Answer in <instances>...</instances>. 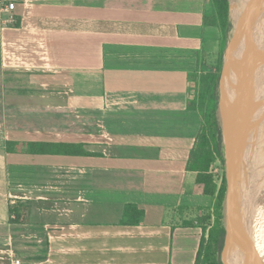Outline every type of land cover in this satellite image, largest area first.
<instances>
[{
	"label": "crops",
	"instance_id": "crops-1",
	"mask_svg": "<svg viewBox=\"0 0 264 264\" xmlns=\"http://www.w3.org/2000/svg\"><path fill=\"white\" fill-rule=\"evenodd\" d=\"M13 1L0 69L23 75H1V95L22 77L44 92L31 95L37 123L0 122V246L34 241L32 264H196L214 198L187 168L202 126L187 106L189 75L222 50L203 23L210 0ZM70 112L55 130L54 114ZM7 142L91 156L7 153ZM20 206L25 220L11 224ZM126 206L144 213L138 224L121 223Z\"/></svg>",
	"mask_w": 264,
	"mask_h": 264
},
{
	"label": "trees",
	"instance_id": "trees-1",
	"mask_svg": "<svg viewBox=\"0 0 264 264\" xmlns=\"http://www.w3.org/2000/svg\"><path fill=\"white\" fill-rule=\"evenodd\" d=\"M16 1L21 2L22 0ZM210 3L211 11L204 16L203 23L206 26L218 28L221 36L222 50L214 70L209 69L208 71H199V73L189 75V82H193L197 87V95L188 102L187 106L189 110L197 111L202 119V126L196 144L190 152L187 168L189 171L197 172L199 193L214 198L211 210L199 222L203 235L196 257V264H222L220 254L225 236L223 204L226 193V180L223 177L218 186L214 181L213 175L210 173V168L212 163L221 158V129L217 116V88L222 65L221 57L226 41L228 16L230 30L231 9L229 10L228 0H210ZM14 26L17 28L19 23ZM200 67L201 64L199 65ZM5 146L7 153L91 156V153L85 152L82 146L68 144L27 142L20 145L14 142H7ZM28 210V206L21 207V210L16 208L10 209V214L14 216V219H11L10 223L18 224L19 222H23L25 220V213ZM143 215L144 213L137 211L135 207L126 206L121 223L128 225L138 224ZM209 223L211 225L206 228Z\"/></svg>",
	"mask_w": 264,
	"mask_h": 264
},
{
	"label": "bare ground",
	"instance_id": "bare-ground-1",
	"mask_svg": "<svg viewBox=\"0 0 264 264\" xmlns=\"http://www.w3.org/2000/svg\"><path fill=\"white\" fill-rule=\"evenodd\" d=\"M230 1V34L232 41L229 43L227 57L223 63L222 84L224 87L220 90L218 119L224 127L229 126V116L226 112L229 107L225 109L226 106L224 105V100L228 96L232 100L231 105L235 107L236 118L234 115L232 116L229 110L228 112L231 114V121H237L234 123V126H236L237 130H241V135L244 136L246 130H248V126L255 123L254 127H252V132L244 136L246 139L255 141L252 146L257 149L250 159L246 158L245 149L247 146L243 142L245 168L248 170L250 168L253 169L254 163L259 160L258 166L261 168V171H264V159L259 158L260 155L264 156V149H262L264 147V101L254 91L253 88L255 87H253L254 84L251 82V75L249 74V67L254 57L253 52L257 43L262 40L264 0ZM257 66L255 65L253 70L256 68V71H259L260 66ZM243 127L244 129L242 130L241 128ZM256 131H258L257 139L251 136L253 134L255 136ZM249 178L255 181V190L262 196L261 190L258 189L261 186L258 183V177L252 173ZM263 180L264 174L260 178V181ZM260 195L258 196L259 198ZM248 254L251 263L264 264V219L257 226L256 232L248 235Z\"/></svg>",
	"mask_w": 264,
	"mask_h": 264
},
{
	"label": "rangeland",
	"instance_id": "rangeland-1",
	"mask_svg": "<svg viewBox=\"0 0 264 264\" xmlns=\"http://www.w3.org/2000/svg\"><path fill=\"white\" fill-rule=\"evenodd\" d=\"M231 39L232 38H231L229 25H228L227 31H226V41H225V45H224L225 49L223 50L224 54L227 53L229 43L232 41ZM0 59H1V54H0ZM214 60H215V58H213L212 61H214ZM224 60L225 59H224V55H223L222 65L224 63ZM211 64L203 63V64H201L200 68L198 65L196 67V72H194V73H197V72L199 73V71H208L209 69L214 70L215 65L212 66ZM222 65H221V67H222ZM220 72H221V70H220ZM253 72H254V70H253ZM18 74L23 75L22 73H17V74H14L12 72L6 73L0 69V76L1 75H18ZM36 76L38 77L39 75H36ZM42 76H46L48 78L46 80H43V81H45V83L52 81L51 77L53 75H42ZM17 79H19V80H16L14 78L12 81H9L11 83V85L7 88V95H8L7 100H6L7 103L4 100V96L1 95L2 89L4 88V85L2 84V80H0V122L3 121L5 114H7L10 116V118H12V119L15 118L18 122L25 123L29 127L32 124L34 125L35 123H37L36 119L33 117V115H31V109L33 107L36 108L35 107L36 102H35L33 97L31 99V95L36 96V95H39L40 93H43L44 91L38 90L37 88H35V85L31 84L30 80L25 78V77L17 78ZM251 82H253V84H254L253 87H255V88L252 87L254 89V91L257 93L259 98L262 101H264V75H261V76L251 75ZM190 91L192 93L190 97L192 99L195 98L197 95V87L195 86V84L193 82L190 83ZM46 92L47 91H45V93ZM20 96H23V97H20ZM4 102H5V104H4ZM5 109L8 112H4ZM42 114L46 118V116H45L46 112L42 111ZM69 115L73 116L74 114L72 112H70V114L69 113H60V115L58 113L54 114V117L56 119L54 124L57 126V127H55V130L62 129L61 128V127H63L62 118L63 117L67 118V116H69ZM32 117H33V121L31 120ZM42 117L43 116L40 115V117L38 118L39 124L42 123V121H39V119H42ZM7 118L8 117H6V120H7ZM36 118H37V116H36ZM75 119H77V118H75ZM219 126L221 129V139H220L221 140V145H220L221 146V158L217 159L214 163H212L211 168H210V172L213 175L214 181L217 183H219L222 180V178L226 176V170H227L226 160H225L226 148H225L224 136H222L223 132H222V127H221L220 121H219ZM259 158H260V156H259ZM254 164L259 165V160H257ZM253 171H254V169L251 171V170H248L245 168L247 180H243V188L245 189V192H246V194L244 193V195H245L244 198L247 201V205L248 206L250 205L248 208L244 209L243 214H242V219H244V221H245V219H247V216L250 215V219L248 220L249 225H250V226L248 225L249 226L248 235H252L253 233H255L257 226L264 219V206H263V203H264V180L260 181L261 175L264 174V171H261L260 175L257 176L258 177V183L261 185V186H259L258 189L261 190L262 196L255 190V186H254L255 181L252 180L251 178H249L250 174H252ZM246 188H248V189H246ZM239 189H240V186H239ZM259 195H260V198L258 197ZM209 225H211V223L207 224L206 228H208ZM241 226H242V223H241ZM12 243H13V250H15V252H16L15 254L12 252L10 247L0 246V264H12V262L15 260H19L20 264H32L29 260H27V257L32 256L33 254H35L36 250H39L38 248H36V246H34V241H32L30 239H24V238L19 237V238H16V240H13ZM41 245H42L41 248L43 250L44 241L42 242ZM1 249H7V250H1ZM259 249L261 250V248H259Z\"/></svg>",
	"mask_w": 264,
	"mask_h": 264
},
{
	"label": "water",
	"instance_id": "water-1",
	"mask_svg": "<svg viewBox=\"0 0 264 264\" xmlns=\"http://www.w3.org/2000/svg\"><path fill=\"white\" fill-rule=\"evenodd\" d=\"M229 1V10L231 7V1ZM264 6V3H263ZM264 11V9H263ZM228 25H229V16H228ZM262 40L258 42L256 48L253 52L254 57L252 64L250 65V75H263L264 74V17L262 22ZM227 57V53L224 54V59ZM260 66V70L256 71V68L253 72L254 66ZM257 66V67H258ZM222 70L218 80V100H217V116L218 109L220 106V90L223 89L224 85L222 84ZM237 75V74H236ZM233 80L232 78H230ZM232 100L228 96L224 100L225 109L229 107V111L232 116L236 118L237 114L235 107L231 105ZM256 108V106H255ZM226 110L230 123L229 126L222 127V136H224L225 148H226V193L223 204V223L225 229L224 243L221 250V260L223 264H256L251 263L248 254V229H249V219L250 215L247 216V219H242V214L245 208H248L247 201L244 198L246 194L245 189L243 188V180H247L245 172V158H244V149L243 141L244 136L252 132V127L254 125L248 126V130L244 136H241V130H237L234 122L231 121V114ZM242 130L244 129L241 128ZM240 186V189H239ZM242 223V226H241ZM249 225V226H248ZM241 230V231H240Z\"/></svg>",
	"mask_w": 264,
	"mask_h": 264
},
{
	"label": "built area",
	"instance_id": "built-area-1",
	"mask_svg": "<svg viewBox=\"0 0 264 264\" xmlns=\"http://www.w3.org/2000/svg\"><path fill=\"white\" fill-rule=\"evenodd\" d=\"M16 3L14 1H0V25L1 27H12L16 23L14 10ZM5 15V16H3ZM216 184L219 186L220 182ZM12 264H20L19 260H15Z\"/></svg>",
	"mask_w": 264,
	"mask_h": 264
},
{
	"label": "flooded vegetation",
	"instance_id": "flooded-vegetation-1",
	"mask_svg": "<svg viewBox=\"0 0 264 264\" xmlns=\"http://www.w3.org/2000/svg\"><path fill=\"white\" fill-rule=\"evenodd\" d=\"M258 130V129H257ZM242 136V135H241ZM253 138L257 139L258 138V131H256V135L254 136L251 135ZM244 139V144L247 146V148L245 149V152L247 154V157L246 158H249L256 152L257 149H255L252 145L255 141H252V140H249V139H246L245 137L243 138ZM264 149V147H263ZM260 158L264 159V156L263 155H260ZM264 167V165H263ZM253 169L254 171L252 172L253 175H256V176H259L260 175V172H261V168L258 166V164H254L253 165ZM252 168H250L249 170H253ZM220 260H221V257H220ZM222 262V260H221ZM223 264V263H222Z\"/></svg>",
	"mask_w": 264,
	"mask_h": 264
}]
</instances>
